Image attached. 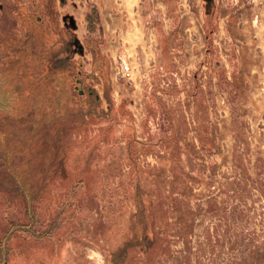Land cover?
<instances>
[{
	"label": "rangeland",
	"instance_id": "1",
	"mask_svg": "<svg viewBox=\"0 0 264 264\" xmlns=\"http://www.w3.org/2000/svg\"><path fill=\"white\" fill-rule=\"evenodd\" d=\"M38 22L69 80L3 84L0 264H264V0H0Z\"/></svg>",
	"mask_w": 264,
	"mask_h": 264
},
{
	"label": "trees",
	"instance_id": "2",
	"mask_svg": "<svg viewBox=\"0 0 264 264\" xmlns=\"http://www.w3.org/2000/svg\"><path fill=\"white\" fill-rule=\"evenodd\" d=\"M208 7L206 6V15L209 16L212 14V9ZM52 12L54 14L52 16L57 18L54 5H51L49 14H52ZM27 25L29 26H25L24 29L26 35L18 31L16 26H11L13 28L9 30V35L4 36L0 28V48L2 51H0V96L4 91L6 92L3 84L14 83L12 90L15 93L18 92L20 98L24 100L27 95L31 97V100H28V104L24 107L26 110L32 105L34 98L31 95L32 91L34 92L36 82L40 83L41 79L55 80L58 82V76H63V78L69 80L68 77L61 74V68L51 67L52 69H48L49 72L44 71L42 64H49V55L47 56L46 53L43 54L33 47L35 37L51 45L54 43V47H58L63 38H65L63 33H60L58 24L55 23L54 34L45 31L41 22L35 23L37 31L32 29V24L27 23ZM1 79L4 81H1Z\"/></svg>",
	"mask_w": 264,
	"mask_h": 264
},
{
	"label": "crops",
	"instance_id": "3",
	"mask_svg": "<svg viewBox=\"0 0 264 264\" xmlns=\"http://www.w3.org/2000/svg\"><path fill=\"white\" fill-rule=\"evenodd\" d=\"M100 16H101L100 19H102V21H103V24H101V26H100L101 31H102L101 34H103L102 36L103 37H107L108 36L109 38L113 39L114 35H118L119 38H120V34H121L120 29L112 27L109 24V22L105 21L108 18H110L111 15H100ZM72 21H73V19H72ZM74 31H75V29H74ZM112 43L113 42H111V41L108 44H106V42H104V44H103L104 47L103 46L101 47V52L107 54L108 56H112L113 58H116V57L120 56V54L118 53V46H121V45L120 44L116 45V44H114V43L112 44ZM125 46L127 47V45L124 44L123 47H125ZM126 47H125V49H123V52H124L123 55L126 56L127 59H129V64L131 65V67L136 72L135 75L131 79V81H132L131 83H133V85L136 88H138V86L142 82V75H141L140 71H138V67H137V63L138 62H137V59H136V54H134L132 57L131 56H127V54L124 51V50H126Z\"/></svg>",
	"mask_w": 264,
	"mask_h": 264
},
{
	"label": "built area",
	"instance_id": "4",
	"mask_svg": "<svg viewBox=\"0 0 264 264\" xmlns=\"http://www.w3.org/2000/svg\"><path fill=\"white\" fill-rule=\"evenodd\" d=\"M132 67L123 59H120L116 65V73L121 77L131 78Z\"/></svg>",
	"mask_w": 264,
	"mask_h": 264
},
{
	"label": "water",
	"instance_id": "5",
	"mask_svg": "<svg viewBox=\"0 0 264 264\" xmlns=\"http://www.w3.org/2000/svg\"><path fill=\"white\" fill-rule=\"evenodd\" d=\"M208 4H210L212 2V0H205Z\"/></svg>",
	"mask_w": 264,
	"mask_h": 264
},
{
	"label": "flooded vegetation",
	"instance_id": "6",
	"mask_svg": "<svg viewBox=\"0 0 264 264\" xmlns=\"http://www.w3.org/2000/svg\"><path fill=\"white\" fill-rule=\"evenodd\" d=\"M62 41H63V40H62ZM62 41H61V42H62ZM61 45H62V43H60V45H59L58 47H60Z\"/></svg>",
	"mask_w": 264,
	"mask_h": 264
}]
</instances>
